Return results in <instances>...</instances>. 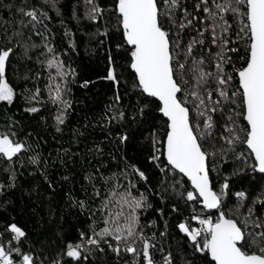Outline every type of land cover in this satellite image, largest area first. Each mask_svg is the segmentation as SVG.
Wrapping results in <instances>:
<instances>
[{
  "label": "trees",
  "instance_id": "obj_1",
  "mask_svg": "<svg viewBox=\"0 0 264 264\" xmlns=\"http://www.w3.org/2000/svg\"><path fill=\"white\" fill-rule=\"evenodd\" d=\"M96 2L105 12L97 23H93L85 18L88 5L84 0H58L55 8L45 0H0V48L14 49L6 64L5 77L16 93L12 105L0 102V132L14 133V139L27 146V150L14 157L12 162L0 158V233L3 234L0 243L31 253L35 264H56L57 261L76 264L64 255L66 245L80 242L82 232L91 235L90 226L94 221L99 230L102 226L100 214L93 216V213L100 206L101 198L109 187L117 183L126 186L131 180L136 184L134 194L143 193L150 205L138 210V214L145 236H154L152 243L156 247L150 251L155 264H163V257L169 253L174 264H210L209 258L194 253L177 227L185 222L183 219L187 220L192 210L204 211L199 200L187 202L181 197L180 193L186 195L187 191L193 190L189 181L184 177L173 189L172 175L165 176L151 160L153 138L160 141L164 138L158 102L134 88V73L128 67L130 58L123 48H117L122 39L116 31L115 13L108 11L113 0ZM197 2L182 0L189 12H194ZM21 8L26 11L35 8L38 15L43 11L50 18L34 29L29 23L30 18L20 13ZM105 30L108 35H101L100 32ZM18 32L22 35H14ZM194 34L193 30L185 35L184 42ZM45 43L54 47L66 67L75 70V76L68 77L70 91L64 97L71 101V107L59 126L55 120L59 106L48 100L46 89L49 72L55 73L38 62L45 60L41 55ZM25 47L29 48L27 54ZM240 47V55H243V46ZM197 52H200L199 48ZM232 55L239 66L242 61L236 54ZM109 56L113 58V64L109 63ZM110 67L115 69L119 84L106 79ZM85 82L87 86L82 87ZM37 87L41 89L40 100L30 102L27 98ZM117 94L121 97L119 103L115 99ZM32 106L40 110L36 113L25 111ZM120 112L124 113L123 120H109ZM226 116L227 112L224 116L219 112L213 116L218 125L214 129L217 137L223 130ZM239 123L241 126L246 124L243 120ZM123 135L128 139L121 143ZM222 145L223 142L217 139L214 146L210 141L205 148L217 151ZM156 147L163 151L162 144ZM236 152L242 153L243 158L236 159L231 152L225 157L217 151L207 162L214 191L219 193L220 185L228 177L230 187L223 197L221 210L233 219L237 218L232 214L237 205L236 192L248 194L247 206H252V201L264 194V174L253 171L254 160L249 150L244 144H238ZM32 157H38L39 162L32 163ZM164 164L166 161L162 159L161 166ZM129 165L143 171L147 179L141 180L134 174L125 178V170L131 173ZM175 179L180 180V175L177 174ZM97 190L101 192V198L96 197ZM255 208L256 215L264 220V205L257 204ZM246 211V207L240 209V213ZM12 223L26 236L20 242L9 244L11 236L4 229ZM101 247L103 251L93 249L84 253L87 260L81 259L79 264H133L134 259L137 264H143L142 255L134 258L122 252L117 256L107 245L102 243Z\"/></svg>",
  "mask_w": 264,
  "mask_h": 264
},
{
  "label": "snow or ice",
  "instance_id": "obj_2",
  "mask_svg": "<svg viewBox=\"0 0 264 264\" xmlns=\"http://www.w3.org/2000/svg\"><path fill=\"white\" fill-rule=\"evenodd\" d=\"M57 2L45 0L53 8ZM84 2L88 5L85 18L97 23L105 9L96 0ZM19 11L30 18L34 29L50 18L43 11L38 15L35 8ZM108 11L115 13L116 31L122 39L117 48H123L130 58L128 67L134 73V88L158 102V112L163 118L164 138L162 141L153 138L152 162L165 176L172 175L173 189L182 183V178H187L193 190L186 195L180 193L187 202L199 200L204 211L219 210L215 219L205 218L203 213L192 216L199 227L179 223V232L184 234L194 253L209 258L210 264H264V220L256 215L255 208L257 204L264 205V194L257 196L252 206H247L248 194L236 192L237 205L232 214L237 218H231L221 210L223 197L230 187L228 177L220 185L219 193L214 191L207 163L217 151L225 157L231 152L236 159H242L243 154H237L236 145L244 144L254 158L253 171L264 174V0H198L194 12H189L182 0H113ZM193 30L195 34L185 43L184 36ZM36 34L40 35L38 31ZM100 34L107 36L108 32ZM240 46H243V55H240ZM44 49L41 55L45 60L38 62L55 73L49 72L46 89L48 100L59 106V114L55 117L59 126L71 107V101L64 97L70 91L68 77H74L75 70L65 66L54 47L45 43ZM13 51L12 47L0 48V102L8 105H12L16 97L5 77L6 64ZM28 51L25 47V54ZM232 54L242 61L239 66ZM109 63H114L111 56ZM106 79L119 84L114 68H109ZM81 86L86 87L87 82ZM40 97L41 89L37 87L27 99L39 102ZM115 99L119 103V94ZM39 110L35 106L25 109L29 113ZM218 112L221 116L227 112V116L217 137L214 129L218 125L213 116ZM123 119V112L109 117L110 121ZM239 120L246 124L241 126ZM14 135L0 132V158L9 162L27 150L25 143L15 140ZM127 139V135L120 137L121 143ZM217 139L226 147L206 150L205 145L211 141L214 146ZM157 144H162L163 151L156 147ZM162 159L166 161L163 166ZM31 162L38 163V157H32ZM129 168L131 173L125 170V178L134 174L141 180L147 179L135 165ZM177 174L180 180L175 179ZM135 188L136 184L128 180L126 186L117 183L109 187L102 198L97 190L95 195L101 198V204L93 216L100 214L102 226L97 230L94 221L90 226L92 234L80 233V242L68 243L64 255L79 264L81 259L87 260L84 253L93 249L103 251V243L117 256L122 252L134 258L142 255L143 264H155L150 251L156 247L152 243L154 236H145L138 214V210L150 205L143 193L134 194ZM245 207L246 213H240ZM4 231L11 236L9 244L20 242L26 236L15 223L7 225ZM0 264H35V259L20 247H6L0 243ZM133 264H137L135 259ZM163 264H174L171 253L163 257Z\"/></svg>",
  "mask_w": 264,
  "mask_h": 264
},
{
  "label": "built area",
  "instance_id": "obj_3",
  "mask_svg": "<svg viewBox=\"0 0 264 264\" xmlns=\"http://www.w3.org/2000/svg\"><path fill=\"white\" fill-rule=\"evenodd\" d=\"M222 202H223V200H222ZM214 212H215L216 214H215V215H212V214H207L206 211H201V210H199V209H194V210H192L191 213L189 214L187 220H186V219H183V221H185V222H186V221L189 222V225H190L191 227H199V224H198L196 221H194V220L191 219L192 216H194V215H201V214L203 213V216H204L205 218H207V217H211L212 219H215L216 216H217V212H216V211H214Z\"/></svg>",
  "mask_w": 264,
  "mask_h": 264
},
{
  "label": "water",
  "instance_id": "obj_4",
  "mask_svg": "<svg viewBox=\"0 0 264 264\" xmlns=\"http://www.w3.org/2000/svg\"><path fill=\"white\" fill-rule=\"evenodd\" d=\"M246 123V122H245ZM246 146V145H245ZM247 148V147H246ZM253 160H254V158H253ZM259 173V172H258ZM186 178V177H185ZM187 179V178H186ZM190 183V182H189ZM190 186H191V183H190ZM228 191V190H227ZM200 207H202V205L200 204ZM211 211H216L217 212V215H218V213H219V210H211Z\"/></svg>",
  "mask_w": 264,
  "mask_h": 264
}]
</instances>
